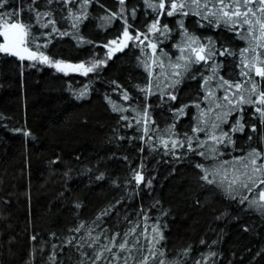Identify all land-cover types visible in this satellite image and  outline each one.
Instances as JSON below:
<instances>
[{"label":"trees","instance_id":"obj_1","mask_svg":"<svg viewBox=\"0 0 264 264\" xmlns=\"http://www.w3.org/2000/svg\"><path fill=\"white\" fill-rule=\"evenodd\" d=\"M159 2L90 0L81 8L84 0H9L0 9L17 12L31 26L29 39L34 37L35 43L28 47L37 51L39 45V52L53 63L106 61L87 75L61 74L52 64L0 52V264H91L92 238L100 236L93 246L102 250L114 233L132 226L136 235L143 232L148 238L140 237V251L120 253L129 257V264L144 256L148 264H264V185L251 191L236 185L228 191L226 182L219 183L225 170L229 179L233 174L232 164L221 168L225 161L256 151L261 154L257 164L264 163V119L254 110L258 103L236 108L235 100H223L225 92L216 78L209 85L202 79L212 76L215 67L217 77L244 83L240 52L249 47L247 26L209 24L192 12L168 16L165 0L159 26L167 25L169 31L148 33L157 45L155 53L145 40L108 59L110 42L121 37L124 27L133 34L147 32L157 19L148 4ZM36 12H50L58 32L69 35L51 33V25L42 27L49 17L38 24ZM113 13L117 16L110 22L105 19ZM75 17L81 19L74 27ZM185 29L200 44L213 42L216 55L207 63L192 64L187 73L181 69L180 82L172 87L177 79L172 66L189 55ZM257 52L264 59V49ZM153 60L162 61L163 68ZM251 75L264 91V80ZM210 91L215 96L205 100ZM114 105L124 110L116 111ZM238 123L242 131H233ZM212 124H219L217 137L228 134L215 145V158L207 152L214 143L208 137ZM197 127L206 130L193 132ZM186 137L192 138L195 152L187 143L171 149L172 140ZM197 137L208 144L199 148ZM205 169L219 170L208 177L214 183L202 179ZM137 174L143 181L136 180ZM79 225L84 227L76 231ZM129 241L131 246V237ZM112 253L97 264H122Z\"/></svg>","mask_w":264,"mask_h":264},{"label":"snow or ice","instance_id":"obj_2","mask_svg":"<svg viewBox=\"0 0 264 264\" xmlns=\"http://www.w3.org/2000/svg\"><path fill=\"white\" fill-rule=\"evenodd\" d=\"M36 0H33L35 3ZM68 3L74 2V0H67ZM90 0H84V3L81 5V8L87 6ZM9 3V0H0V9H3L5 5ZM48 3H51V0H48ZM121 5L124 4V0H119ZM167 5L169 10L167 11L168 16H173L177 13L187 16L189 12H192L195 15L201 16V18L207 21L209 24L216 23L219 26V23L222 22L225 25H232L236 26L239 25L243 28L245 25L247 26V34L244 38L249 39V47L243 49L240 52V56L243 57L241 60V65L243 66L240 72V75L245 78L244 83H235L232 84L227 80H224L222 77L216 76L217 69L214 67L212 69V76L209 77H202L204 80L205 85H209L210 82L216 78L218 80L217 87L223 89L225 95L223 96V100L228 103L232 104L233 100H235V107L239 108L241 104H250L255 105L258 103L259 106L255 107V112L260 115L262 119H264V91H260L259 86L255 83L252 73L256 76H259L262 80H264V59L261 58L260 54L257 52V49H264V0H167ZM165 0H160L158 4H148V7L151 8L157 16V19L154 23L150 25L147 32L148 33H156L161 32L166 33L169 31L167 25L163 28L159 26V18L164 15L163 10L165 9ZM187 9V11H186ZM35 11V9H32ZM120 13H123V8L120 9ZM132 15H135V11L133 10ZM117 16L116 13L111 14L110 17H106L105 19L110 20ZM37 23H41V20L44 17H49L46 23H42V27H51V33H58L59 35H69V33L58 32V29L55 28V20L51 19L50 12H36ZM81 17H75L73 26H76V21L80 20ZM180 26L183 27V23H180ZM30 25H26L18 18L17 12H0V36L3 37V43H0V52L6 54H12L20 59H29V60H39L46 64H52L58 71L65 72V71H82L84 75H87L89 72L95 71L100 65L106 63V61H97L92 64L91 67H85L84 64H65L62 61L52 62L49 60L48 56H45L42 52H39V45H36L37 51H32L28 44L35 43V38L33 37L31 40L29 39V29ZM50 33V34H51ZM143 37V39H141ZM185 43L187 45L188 53L187 56H181L180 60L183 63L177 62L174 66H172L175 70L172 73L177 79L171 85L175 87V84L179 83V77L182 75L181 69L184 73H187L191 69L192 64H198L201 61L207 63L208 60L214 59L216 52L214 49V44L211 41H208L206 44H200L198 38L188 36L187 30L185 29ZM145 40H148V35L145 33H137L135 37H133L129 31L128 27H124L122 38L120 39L119 43L117 40L111 41V45H115V48H111L108 52V59L112 57L115 52L123 51L125 47L128 46V43L131 41L132 43L143 44ZM193 45H199L198 47ZM148 46L152 49V52L155 53L157 45L151 43L148 40ZM46 47V46H45ZM108 47V45H105ZM227 50H225L226 52ZM181 52H184V49H181ZM225 52H221L220 55H224ZM251 52L252 56L251 59L248 57V53ZM39 53V54H38ZM231 55V53H228ZM152 63L158 64L159 67L163 68V62L159 60H153ZM145 66L151 70V65L146 62ZM195 78V77H193ZM245 84L248 87H245ZM151 86H149L148 91H150ZM247 92L248 96L245 97L244 93ZM84 95V93H81ZM215 92L210 91L208 96H205V100H208L210 97H214ZM258 97V101L253 100L252 97ZM238 97V99H236ZM124 99H129L128 95L125 93ZM172 100H175V96H171ZM187 107V106H186ZM198 107V105H197ZM219 107V105H217ZM114 110L116 111H123L124 109H120L117 106H113ZM211 111V109L209 110ZM180 114H183V109L179 110ZM206 114L201 113V116L204 117ZM145 117H147V113L145 112ZM126 119V117H124ZM216 119H220L219 116ZM143 123L147 124V119L142 121ZM140 123V122H138ZM205 125L207 121H204ZM213 132L208 133V137L214 143L208 145L207 152L210 156L215 158L218 155L217 149L215 147L216 144L223 143L224 137H226L227 133H222L221 136L217 137L214 134V130L219 128V124H212L211 125ZM243 126L238 123L237 128L233 129V131L241 130ZM205 127H197L193 129V132H200L205 131ZM145 134H147L148 129L147 127L144 128ZM171 132V130H169ZM229 142H231L229 138ZM163 146L167 149L169 148V142L161 140ZM185 143H187V149L189 151L195 152L196 149L192 147V138L186 137V141H171V149H176L178 147H184ZM196 144L199 148L204 147L208 144V141H201L199 138H196ZM200 156H205L204 151H200L197 153ZM261 158V154L259 152L253 151L249 153L245 157H241L234 161H225L221 164V168H223L224 164H232L233 166V174L229 179L227 170L224 171L223 176H221L219 183L224 184L227 183V190L232 191L234 186L239 185L241 188L248 189L251 191L254 187H258L259 185H264V163L257 164V160ZM236 165H240L239 168ZM196 167L203 168V165L197 164ZM243 169V171H241ZM250 169V171H249ZM205 175L202 177L208 183H214V180H209V175H218L219 170L216 173H208L205 169ZM136 180L138 182L143 181V177L139 174L136 176ZM258 181V182H257ZM261 200H264V191L260 193ZM244 199H247L246 197ZM253 204H256L257 201H252ZM261 207H264L262 205ZM104 214H107V210ZM99 219V218H98ZM84 225H79L76 231H79L83 228ZM145 232L147 229L144 230ZM152 231L159 236V231L156 227H153ZM143 236L147 239V236H144V233H140V235H136V226H132L129 228L127 232L124 233H114L113 237L108 239V243L100 246L102 250L99 248L94 247L93 245H98L100 236L97 235L96 237L92 238V243H89V247L93 249V254L91 259V264H97L98 261L105 259V253H112L113 248L119 249V252L112 253L113 258L116 261H122V264H129V257L128 256H121V252H128L131 255L133 248H136L137 251H140L137 248V244H139L140 237ZM89 237H91V230H89ZM116 237H119V243L116 242ZM129 237L132 238L131 246ZM155 240V237H153ZM71 243L72 241H68ZM82 246V245H81ZM87 256V253H84ZM153 257L156 256V251L153 246V250L151 252ZM148 257L144 256L140 259L138 264H148ZM159 264H163L162 261H159Z\"/></svg>","mask_w":264,"mask_h":264},{"label":"rangeland","instance_id":"obj_3","mask_svg":"<svg viewBox=\"0 0 264 264\" xmlns=\"http://www.w3.org/2000/svg\"><path fill=\"white\" fill-rule=\"evenodd\" d=\"M129 33L133 36V37H135L136 36V34H133L131 31H129ZM139 33H145V34H147L148 35V32H139ZM141 39H143V37H141ZM117 41H119V39H117ZM131 41L129 42V45H131ZM111 48H115V45H111V47H110V49ZM60 61V60H59ZM62 61V60H61ZM63 63H65V64H68V63H66L65 61H62ZM80 64H83V63H80ZM72 65H77V64H72ZM85 65V64H84ZM92 65H85V67L87 68V67H91ZM55 71L56 72H58V73H61V74H68V73H76V72H80V73H83L82 71H76V72H74V71H65V72H61V71H58L56 68H55ZM263 203H264V200H261Z\"/></svg>","mask_w":264,"mask_h":264},{"label":"water","instance_id":"obj_4","mask_svg":"<svg viewBox=\"0 0 264 264\" xmlns=\"http://www.w3.org/2000/svg\"><path fill=\"white\" fill-rule=\"evenodd\" d=\"M121 38H122V35H121V37L118 38L119 41H120ZM119 41H118V43H119ZM128 46H129V43H128ZM128 46H127V47H128ZM127 47H125V48L123 49V51H124Z\"/></svg>","mask_w":264,"mask_h":264}]
</instances>
